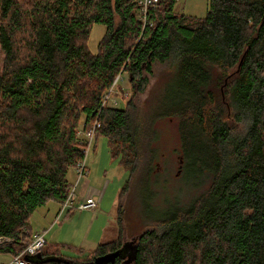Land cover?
<instances>
[{
  "label": "trees",
  "instance_id": "obj_1",
  "mask_svg": "<svg viewBox=\"0 0 264 264\" xmlns=\"http://www.w3.org/2000/svg\"><path fill=\"white\" fill-rule=\"evenodd\" d=\"M137 1L0 0V254H22L35 235L32 215L67 199L68 172L86 156L83 118V133L98 123L95 137L108 139L129 172L123 198L139 156L136 109L132 101L109 107L104 98L124 72L143 92L144 74L174 59L164 115L184 117L185 155L196 169L188 150L204 153L210 165L193 172L212 183L139 236L133 264H264V0H208L205 18L159 0L145 21ZM95 24L106 27L97 54L88 48ZM118 143L126 148L116 153ZM119 227L117 239L96 251L46 245L30 262L96 264L125 252Z\"/></svg>",
  "mask_w": 264,
  "mask_h": 264
},
{
  "label": "rangeland",
  "instance_id": "obj_2",
  "mask_svg": "<svg viewBox=\"0 0 264 264\" xmlns=\"http://www.w3.org/2000/svg\"><path fill=\"white\" fill-rule=\"evenodd\" d=\"M207 6L208 0H176L175 10L180 14L205 18ZM105 32L104 25L93 26L88 41V48L93 54L98 53ZM177 67V61L174 59L164 64L155 63L152 75L144 74L149 82L143 92L139 86H135L138 78L131 82L129 74L124 72L114 91L106 95L104 102L109 107L123 110L126 109L128 102L132 101L136 109L134 133L138 137L139 156L132 159L136 162V171L129 184V190L121 199L129 172L120 165L118 158L113 159L108 139L104 135L95 137L92 147L89 149L85 147L86 156L82 162L85 164L86 172L89 171L91 190L95 192L97 208L90 211L75 208L72 216L65 217L66 212L59 220L57 214L61 204L56 215H53L57 207L55 202H49L46 207L38 209L32 215L30 224L34 234H37L34 231L39 228L45 227L48 230L47 247L55 248L67 244L81 246L84 241L87 243L99 241L100 244L115 241L119 226L122 225L123 240L127 246L122 264H133L135 248L143 232L158 228L159 218L176 208L180 210L189 207L194 199L207 192L212 183L211 176L206 172L196 176L193 170H200L204 165H210V162L201 156L204 153H201L199 148L188 150L193 164L197 166L193 169L185 155V144L182 140L184 117L176 113L164 115L170 110V102L175 91L172 83ZM215 74L217 81L219 75ZM211 89L218 92L215 84H212ZM83 125L84 118L78 130L80 140L86 139ZM186 142L187 145H192L187 138ZM125 148L121 143L114 144L116 153L124 151ZM70 170H76L77 179H80L78 165ZM47 208L51 213L48 219L43 221L42 213L48 214ZM68 252L73 253L66 250V253ZM76 255L84 258L80 252L74 256ZM13 258L11 254H0V264H9Z\"/></svg>",
  "mask_w": 264,
  "mask_h": 264
},
{
  "label": "built area",
  "instance_id": "obj_3",
  "mask_svg": "<svg viewBox=\"0 0 264 264\" xmlns=\"http://www.w3.org/2000/svg\"><path fill=\"white\" fill-rule=\"evenodd\" d=\"M137 3H138L139 14L141 15V19L145 21L146 20L145 16L149 8L156 7L157 4L159 3V0H138ZM120 80H122V75H119L117 77L109 93L111 91H114L115 87L117 86ZM104 105H106V102H104ZM99 127L100 125L98 123H95V125L92 127V129L89 132L84 133L86 139L84 138L83 141H84V144L86 145V148L89 149L90 147H92L93 141L95 139V132ZM85 173H86L85 164L84 162H81L78 164V175L81 178L85 175ZM75 190H76L75 187L69 190L67 199L65 200L63 204H61V208L57 214L58 215L57 220H59L63 216V214L66 213L69 209L75 208L74 207L75 205L74 203L76 201V198L74 196ZM76 208L82 211L84 210L90 211V210L97 208V203L92 198L87 199V200H81V201H78ZM46 233L47 231L35 234L33 238L28 242V245L26 249L24 250V252L20 254L19 256L14 257L13 261L10 264H32L30 261L26 260V257L33 256L38 251L46 247L47 245Z\"/></svg>",
  "mask_w": 264,
  "mask_h": 264
},
{
  "label": "crops",
  "instance_id": "obj_4",
  "mask_svg": "<svg viewBox=\"0 0 264 264\" xmlns=\"http://www.w3.org/2000/svg\"><path fill=\"white\" fill-rule=\"evenodd\" d=\"M68 180H69L70 185H72V188L75 187V189H76L75 190V195H74L75 198H76V201L74 203L75 204L74 205L75 208H76V205L78 204V201L87 200V199H90V198H92V199L95 198V192L93 190H91V180L89 179V171H87L83 177H81L80 179H77V171L76 170H70L68 172ZM98 202H101V200H98ZM56 205H57V207L55 208V211H54L53 215L57 214V212L59 210V207H60L59 203L58 204L56 203ZM75 208L69 209L67 211V214L65 215V217H67V216L69 217V215L72 216L73 211H74L73 209H75ZM48 210H49L48 214H46L44 212L42 213L43 218L42 217L41 218L43 219V221L47 220L48 217H49V214L51 213L50 209H48ZM42 230L48 232V230L45 227L36 229L34 232L35 233H38V232L40 233V232H42ZM118 232H119V230H118ZM88 236H89V234H88ZM110 242H112V241H110ZM101 244H104V243H101ZM101 244L99 243V241L88 242V243L86 241H84V242L81 243V246H78V245H71V246H75V247H77V249H82V250H84L87 253V252L96 251V249Z\"/></svg>",
  "mask_w": 264,
  "mask_h": 264
},
{
  "label": "water",
  "instance_id": "obj_5",
  "mask_svg": "<svg viewBox=\"0 0 264 264\" xmlns=\"http://www.w3.org/2000/svg\"><path fill=\"white\" fill-rule=\"evenodd\" d=\"M123 254H124V250L119 249L118 251L111 252L106 255L97 257L95 262L96 264H116V260L118 259V257H121V258L124 257ZM26 260L31 261L32 256H27Z\"/></svg>",
  "mask_w": 264,
  "mask_h": 264
},
{
  "label": "flooded vegetation",
  "instance_id": "obj_6",
  "mask_svg": "<svg viewBox=\"0 0 264 264\" xmlns=\"http://www.w3.org/2000/svg\"><path fill=\"white\" fill-rule=\"evenodd\" d=\"M127 247V246H126ZM126 250H127V248H126ZM128 252H126V254H127ZM123 260V259H122Z\"/></svg>",
  "mask_w": 264,
  "mask_h": 264
},
{
  "label": "bare ground",
  "instance_id": "obj_7",
  "mask_svg": "<svg viewBox=\"0 0 264 264\" xmlns=\"http://www.w3.org/2000/svg\"><path fill=\"white\" fill-rule=\"evenodd\" d=\"M176 1V0H175ZM88 153V152H87Z\"/></svg>",
  "mask_w": 264,
  "mask_h": 264
}]
</instances>
